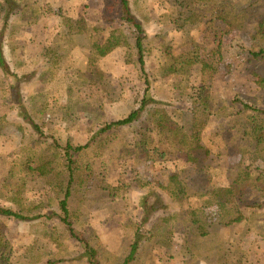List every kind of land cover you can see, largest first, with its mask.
I'll return each mask as SVG.
<instances>
[{
	"label": "rangeland",
	"instance_id": "1",
	"mask_svg": "<svg viewBox=\"0 0 264 264\" xmlns=\"http://www.w3.org/2000/svg\"><path fill=\"white\" fill-rule=\"evenodd\" d=\"M37 1L42 7L38 23L23 27L18 18L13 16L6 33L5 48L6 58L15 73L19 76L35 75L31 83L22 86V102H25L27 111H30L28 102H36L43 91L48 93L46 101L49 112L39 120L47 139L40 138L25 123L21 110L9 98L13 80L0 69V116H6L9 121L0 141V158L11 153L19 157L20 153L26 151L27 158L35 164L48 156L52 138L59 139L62 144L71 140L75 146L85 145L94 139L105 123L124 118L138 108L145 92L140 70L134 58L133 62L128 61L126 48L117 49L96 64L89 60L83 48L72 47L70 39L78 35L77 21L81 17H85L91 26L121 28L129 41L134 43L136 33L122 19L115 17L111 22L103 19L107 3L118 0ZM181 1L132 0V4L144 23L148 37L146 70L152 84V102L166 110L189 135L198 131L202 145L211 151L207 161L209 167L204 169L211 168L213 173L207 176L201 172L203 167L198 166L202 168L199 170L188 155L172 156L165 158L164 162L150 164L137 157L133 161L122 159V147L116 143H111L102 156L93 150L89 151L86 157L92 160L95 167L92 190L102 192V188L107 186L113 189L96 199L94 194L92 197L90 194L84 204L76 199L71 208L78 216L73 219L77 231L84 232L91 243L98 245L101 257L110 258L111 264L118 262L115 256L129 250L133 231L142 225L144 198L154 197V194L163 195L157 188L154 191L151 189L157 182H162L165 176L180 173L182 180L187 183L192 194L191 205L198 212L195 233L204 236L224 219L216 206L209 207L212 204L210 191L228 186L237 171L244 166V161L246 166L250 164L242 153L243 149L247 150V144L241 138V121L232 115L233 110L226 108L223 116H219L217 110H210L197 122L192 115L189 90L203 64L212 63L218 69L212 82L216 95L220 94L227 104L245 102L258 110H264V90L256 84L245 52L254 48L251 32L240 33L224 51L222 60H219L214 52L216 45L209 38L204 24L186 32L178 31L173 26ZM233 1L244 9L259 5L256 13L264 14V0ZM1 28L0 23V31ZM76 39V42L87 44L85 39ZM105 40L104 34L98 37L102 44ZM167 48L175 55L187 54L199 48L195 77L163 75L169 61L164 54ZM47 50L51 51L49 55L52 60L48 63L45 60L47 66L44 67L42 59ZM55 57L60 60L57 66L53 62ZM67 110H72V117L68 118ZM119 137L133 143L135 128L124 134L119 133ZM131 148L134 149V144ZM225 148L232 149L233 153L225 151ZM124 164L126 167H122ZM261 166L264 167L263 164ZM115 188L120 189L115 191ZM56 192V189L43 187L29 192L26 199L33 202L47 201L54 198ZM3 193L5 191L0 188V206L14 205L2 196ZM253 196L258 202H264L259 192ZM176 207L172 203L171 209ZM242 211L248 220L245 227L221 231L219 240L214 241V244L198 242L199 249L195 252L185 243V233L176 230L178 219L164 224L162 219L169 214L163 211L156 213L142 226L144 239L134 264H224L222 256H227L224 249L227 242L232 243V249H239L236 253L231 252L233 256L230 260L235 261L236 256H239L243 257L245 264H264V214L248 205H242ZM58 221L54 218L50 224L56 225ZM0 224L6 225L17 255L24 252L37 231L35 224L33 228L14 219L0 217ZM155 226L160 227L155 229ZM64 250L73 257L82 252L75 240L65 242ZM220 251L223 252L221 256Z\"/></svg>",
	"mask_w": 264,
	"mask_h": 264
},
{
	"label": "trees",
	"instance_id": "2",
	"mask_svg": "<svg viewBox=\"0 0 264 264\" xmlns=\"http://www.w3.org/2000/svg\"><path fill=\"white\" fill-rule=\"evenodd\" d=\"M256 11H259V5L244 9L233 0H182L172 24L176 30L183 32L204 24L209 38L216 45L214 52L219 60H222L224 51L240 33L250 31L254 48L245 52L256 84L264 90V70H261L264 67V14L259 15ZM41 14L42 7L37 0H0V23L2 24L0 69L5 76L13 80L9 89V98L21 110L25 123L29 124L40 138L47 139L39 120L49 112V104L46 101L48 93L43 91L36 98V102H28L30 111H27L25 102H22L24 98L22 86L25 83H31L35 75L19 76L15 73L6 58L5 48L6 33L13 16L18 18L23 27H26L36 25ZM115 17L122 19L135 31L133 44L121 28L102 29L101 26H91L85 17H81L77 21L79 33L76 38L85 39L87 44L85 45L82 41L76 42L77 39L73 37L70 39L73 42L72 47L83 48L89 60L96 64L117 49L126 48L128 61L133 62V58L135 59L144 80L145 92L141 105L128 116L105 123L98 130L97 137L95 135L94 139L85 145L75 146L71 140L62 144L59 139L52 138L49 154L39 164L27 158L26 151L20 153L19 157L11 153L0 158V171H2L0 172V188L3 192L5 191L2 196L7 197L11 204H14L11 207L0 206V217L29 224L33 228L37 227L31 243L23 253L17 255L6 225L0 224V264H111L110 258L101 257L98 245L91 243L84 232L77 231L73 219L78 216L71 208L76 199L84 204L90 194L91 197L94 194L96 199L113 189L107 186L102 188V192L92 190L95 167L92 160L86 157L89 151L93 150L102 156V152L108 149L111 143H116L122 147V159L133 161L134 157H137L150 164L164 162L165 158L172 156L175 158L188 155L193 158L197 167L200 165L203 167L201 172H205L207 176L213 173L211 168L204 169L209 167L207 161L211 151L202 145L200 134L196 130L197 126H195L196 131L189 135L188 131L166 110L152 102L153 99L150 96L152 84L146 70L148 37L144 23L136 13L132 0L107 3L103 19L111 22ZM101 34L106 35L103 44L98 41ZM50 52L47 50L44 54L42 59L44 67L47 66L46 61L48 63L52 60ZM164 54L169 61L163 75L177 74L188 78L195 77L199 48L182 55H175L167 48ZM59 61V57H55L54 65L57 66ZM216 67L212 63H204L193 86H190L189 103L192 115L198 122V119L201 121V118L210 110H217L218 115L223 116L227 111L226 108H231L232 115L237 116V120L241 121V138L247 144V150L243 149L242 153L250 162L246 166L244 161V166L237 171L228 186L210 191L212 204H209V207L216 206L224 219L214 225V233L212 231L204 236H198L195 233V218L198 212L191 205L192 194L188 190V185L182 180L180 173L169 174L151 189L154 191L157 188L163 195L154 194V197L144 198L142 225L133 231L134 237L129 250L115 256L118 262L114 264H134L144 239L141 232L143 224L161 211L169 214L162 219L164 224L178 219L176 230L185 233V243L193 248V252L199 249L198 242L213 243L219 240L221 231H232L239 226L245 227L248 220L242 211V205L256 207L264 214V202H258L253 196L259 192L260 197L264 199V167L261 166V164L264 165V110H258L245 102L233 101L227 104L220 94L216 95L212 84L218 71ZM67 113L68 118L73 116L72 110H67ZM8 125L6 116H0V141ZM132 128H135L133 143L127 138L119 137V133H127ZM100 137L102 139L97 141ZM133 144L134 149L131 148ZM225 151L233 153L232 149L225 148ZM122 167H126L125 164ZM198 169L202 168L198 167ZM43 187L56 189L55 197L39 202L26 199L29 192ZM119 189L115 188V191ZM93 201L96 202V200ZM172 203L177 206L176 209H171ZM54 218L59 221L56 225H51L50 222ZM39 225L40 229H38ZM73 240L82 248V252L76 257L69 256L64 250L65 242ZM195 245L196 248H194ZM224 249L227 255L222 256L224 264H245L243 257L236 255L234 256L237 260H230L233 256L231 252L239 251L237 247L232 249L231 242L224 244ZM222 254L223 252L220 251L219 255Z\"/></svg>",
	"mask_w": 264,
	"mask_h": 264
}]
</instances>
